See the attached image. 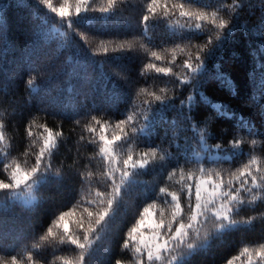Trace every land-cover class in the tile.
I'll return each instance as SVG.
<instances>
[{
	"label": "trees",
	"instance_id": "trees-1",
	"mask_svg": "<svg viewBox=\"0 0 264 264\" xmlns=\"http://www.w3.org/2000/svg\"><path fill=\"white\" fill-rule=\"evenodd\" d=\"M62 2L63 0H53L55 6ZM95 2L99 4L102 0ZM147 2L148 0H127V3L119 6L117 15L111 20L105 22L103 18L99 19L89 29H85L83 25L77 26L98 37L90 41L88 50L85 51L73 29L61 24L58 17L38 5L36 0H0V123H4L6 133V141L0 143V160L7 150L11 158H15L22 166L31 167L35 160L32 153L38 152L42 144L40 134L46 135L41 127L43 125L53 133H61L53 164L61 170L64 177L60 182L51 180L40 186L35 191L37 199L32 204L25 205L16 201L0 203V255H19L24 259V264H27L24 253L31 251L36 243L41 246L40 254L50 262L54 260L55 264H62L56 257L71 259L75 255L68 245L40 241L39 238L46 234L60 212L69 211L78 202L80 207L76 210L77 215L68 220L70 232H79L76 220L80 216L86 217L84 207L95 210V206L87 205L88 197L84 193L89 184L97 190L103 188L104 178L101 172L104 166L96 156L98 148L95 144L88 143L87 139L97 134L86 132V126L92 123L91 117L96 116L102 122L108 121L112 125L104 132L108 138L119 134L114 123L125 118L134 99L139 103L145 98L137 97L139 89L145 87L156 90L173 79L157 74L154 70H147L146 75L141 76V71L146 69L147 63L152 59L145 49L161 52L165 58L153 62L157 66H167L172 59L171 49L178 43L183 46L186 42L182 37L172 35L176 21L184 23V20L179 18L178 13L161 18L162 8H157V15L151 16L145 33L141 17L146 14ZM209 2L214 6L232 4V0ZM240 3L242 7L236 9V20L242 27L224 41L214 57L205 61V74L211 76L223 69L240 89V98L231 97L214 80H210L204 91L215 102L227 104L238 116L251 121L259 133H264V115L261 114L260 107L264 101L259 96L260 82L264 79L260 69L264 55L258 51L264 37V29L259 28L264 24V0H240ZM38 8L50 21L55 22L54 25H42L41 20L37 19ZM74 9L75 0H70L69 11L74 13ZM225 12L231 14L229 9ZM89 15L100 16L99 13ZM53 26L67 36H59L58 32L53 31ZM188 35L193 34L185 33V36ZM100 40L113 41L110 47H114L115 43L128 41L133 44V49L122 53H112L110 50L108 55L102 52L93 55L91 49H97ZM194 42L201 43L202 37ZM77 43L81 45L79 49L75 46ZM164 49L169 51L164 52ZM184 59L186 56L178 52L172 65L174 71H180L177 65ZM98 61H104L102 73L99 65L94 63ZM33 76L36 91H32L27 84ZM188 91V86H185L177 90V95L184 98ZM168 120L175 121L179 126L173 130L167 123L160 125L151 144L168 149L174 156L179 155L180 162L183 163L185 155L191 158L194 152L199 151L198 139L191 125L177 111H170ZM205 120L209 121L208 144L212 146L213 155L231 154L233 150L229 141L234 137H243L246 141L251 139L235 120L217 119L214 113L201 105L194 112V122L203 128ZM29 126L31 137L28 136ZM95 127L99 130V125ZM129 134L131 135L130 131ZM82 136L86 139L81 140ZM258 138L264 141V135ZM215 144H221L222 149H215ZM176 145H179V150ZM134 147L144 148V142L138 140ZM126 150L125 148L123 151ZM240 150L245 155L220 165L208 161L205 166L227 170L224 178L228 179V173L246 164L251 155H257L260 157L258 166L264 168V145L252 149L245 142L241 144ZM200 155L208 160L206 153L201 152ZM92 157L95 159H91ZM85 165L88 167L85 168ZM192 167L194 165H186V169ZM87 171H92L94 175L91 181L84 182L79 173ZM6 176L7 173H4L0 178ZM175 179H179V176ZM139 180L144 183L136 185L128 193L118 214L101 232L96 243L97 264H114L116 258H123L119 240L137 218L138 209L143 203V190L167 182L166 176L162 178L151 170L141 175ZM172 186L179 187L178 184ZM4 195L0 193V199ZM261 213H264L262 200H258L254 206H243L237 219L246 220L255 216L252 225L213 240L206 251L191 257L189 264H226L227 260L239 256L244 246L254 247L264 238V217H261ZM245 257L241 256L233 263L241 260L244 262Z\"/></svg>",
	"mask_w": 264,
	"mask_h": 264
},
{
	"label": "snow or ice",
	"instance_id": "snow-or-ice-1",
	"mask_svg": "<svg viewBox=\"0 0 264 264\" xmlns=\"http://www.w3.org/2000/svg\"><path fill=\"white\" fill-rule=\"evenodd\" d=\"M36 3L58 17L61 24L73 29L87 51L90 41L98 37L77 26L83 25L85 29H89L99 19L103 18L105 22L111 20L117 15L119 6L127 3V0H102L99 4L95 0H75L74 13L69 11L70 0H63L59 6H55L53 0H36ZM240 7H242L240 0H232L231 5L225 3L220 6H214L209 0H148L146 14L141 17L145 33L148 31L151 16L157 15V8H162L161 18L175 16L178 13L179 18L184 20V23L176 21L172 35L182 37L186 42L183 46L178 43L171 49L172 59L167 66H157L153 62L165 58L161 52L145 49L152 59L147 63L146 69L141 71V76H145L147 70H154L157 74L173 79L166 81L164 87L156 90L145 87L139 89L137 97L145 98L139 103L134 99L125 118L114 123L119 134L108 138L104 132L112 125L108 121L102 122L96 116L91 117L92 123L86 126L85 131L97 135L87 138L88 143L96 145L98 148L96 156L101 159L104 166L101 172L104 178L103 188L97 190L89 184L87 192L84 193L88 197L87 205L95 206V210L84 207L86 217L80 216L76 220L79 232H70L68 220L77 215L76 210L80 207L78 202L69 211L60 212L46 234L39 238L40 241L70 246V250L75 253L71 259L64 256L56 257L62 264H97L96 243L101 232L118 214L128 193L136 185L144 183L139 177L149 170L157 172L162 178L166 176L167 182L143 190V203L138 209L137 218L119 240V250L123 258H116L114 264H189L191 257L206 251L213 240L252 225L255 216L246 220L237 217L243 206H254L258 200L264 201V168L258 166L260 157L251 155L246 164L228 173L230 177L228 179L224 178L227 170L205 166L208 161L220 165L245 155L240 150L241 144L245 142L252 149L264 145V141L258 138L264 133H259L251 121L238 116L227 104L215 102L204 91L210 80H214L231 97L240 98V89L223 69L211 76L205 74V61L209 57H214L224 41L242 27L236 20V9ZM226 9L231 10V14H226ZM90 13H99L100 16H90ZM37 19L41 20L42 25L55 23L44 16L39 8ZM259 28L264 29V24ZM53 31L58 32L61 37L67 36L54 26ZM185 33L193 35L185 36ZM200 37L202 42L195 43L194 40ZM112 44L113 41L100 40L98 48L91 51L93 55L100 52L108 55L110 50L112 53H122L133 49V44L128 41L115 43L114 47H110ZM75 46L78 49L81 47L80 43ZM168 51L169 49H164V52ZM258 51L264 55V37ZM178 52L186 56V59L177 65L180 68L179 72L174 71L172 66ZM94 63L99 65L102 73L104 61ZM260 69L264 76V62H261ZM27 84L32 91L37 90L34 87V76L29 78ZM185 86H188V95L180 98L177 90ZM259 96L260 100L264 101V79L260 82ZM252 99L255 101V97ZM201 105L214 113L217 119L235 120L239 128L245 130L251 139L246 141L243 137H234L229 141V146L233 150L231 154L213 155L212 146L208 144L209 121H204L203 128L194 122V112ZM260 107L261 114L264 115V104ZM170 111H177L179 116L191 125L198 139L199 151L194 152L191 158L185 155L183 163L180 162L179 155L174 156L168 149L151 144L160 125L167 123L173 130L179 126L175 121L169 122ZM96 125H99V130ZM41 127L44 128L46 135L40 134L42 144L38 152L32 153L35 160L31 167L22 166L15 158H11L7 150L3 152L0 176L4 173H7V176L0 178V193H4L10 199L27 198L25 202H31L36 199L34 193L40 186L51 180L60 182L64 178L61 170L53 164L57 140L61 133H53L43 125ZM4 129V123H0V143L6 141ZM28 136H32L30 126ZM84 139L86 137L82 136L81 140ZM138 140L144 142V148L134 147ZM214 147L217 150L222 149L221 144H215ZM125 148L126 152L123 151ZM176 148L179 150V145H176ZM201 152L208 155V160L200 155ZM189 164L194 167L186 169V165ZM84 167L87 168L88 165ZM79 175L82 181L89 182L94 173L87 171L80 172ZM177 176L179 179H175ZM174 184H178L179 187H173ZM260 215L264 217V213ZM145 228L149 230L147 236ZM40 253V244H33L32 250L24 253L27 264H55L54 260L50 262ZM253 254L258 258V262L253 260ZM241 256H247L248 264H264V238L254 247L244 246L240 255L227 260L226 264H233L234 260L240 259ZM0 264H24V259L19 255L10 257L0 255Z\"/></svg>",
	"mask_w": 264,
	"mask_h": 264
},
{
	"label": "rangeland",
	"instance_id": "rangeland-1",
	"mask_svg": "<svg viewBox=\"0 0 264 264\" xmlns=\"http://www.w3.org/2000/svg\"><path fill=\"white\" fill-rule=\"evenodd\" d=\"M34 194H35V197L37 199L36 193H34ZM26 199L27 198H24V199H10L7 195H4V197L0 199V203H6L7 201H16V202L23 203L25 205H29V204H32L36 200L35 199V200L31 201V202L26 203L25 202ZM144 232H145V235L147 236L149 234L148 228H145ZM253 260L258 262V258H256L254 254H253ZM233 264H248L247 256L245 257V261L244 262L241 260L240 262L233 263Z\"/></svg>",
	"mask_w": 264,
	"mask_h": 264
}]
</instances>
